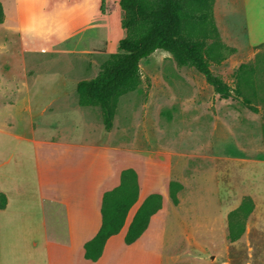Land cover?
Wrapping results in <instances>:
<instances>
[{"label": "rangeland", "instance_id": "obj_1", "mask_svg": "<svg viewBox=\"0 0 264 264\" xmlns=\"http://www.w3.org/2000/svg\"><path fill=\"white\" fill-rule=\"evenodd\" d=\"M0 4L5 13L0 24L2 127L14 125L9 110L23 99L27 88L46 89L41 94L42 103L57 95L61 103L78 104V83L95 78L108 58L118 52L119 42L126 35L121 0H0ZM247 6L250 14L264 19V0H247ZM248 64L256 66L259 62L253 59ZM140 66L144 84L120 98L111 132L101 130L100 109H92L93 135L121 149L129 164L139 167L145 189L163 170L185 186L176 217L192 219L190 239L183 237L182 260L167 253L164 264L178 260L220 264L226 244L221 225L205 237L199 216L224 218L245 193L264 189V162L245 165L248 158L264 160L262 79L255 77L259 87H253L258 90L253 104L260 109L255 114L239 98L218 99L203 75L195 69L179 70L164 50H157ZM236 68L232 69L228 61L212 66L232 87L236 85ZM15 115L22 121L12 131L23 133L25 114ZM65 118V113H58L49 115L48 121ZM9 135L0 133V138ZM11 145L0 139V147L7 150ZM3 156L2 166L9 167L8 156ZM227 158L240 162L232 164ZM249 178L253 181L247 182ZM225 252L231 264H264V232L253 227L246 238Z\"/></svg>", "mask_w": 264, "mask_h": 264}, {"label": "crops", "instance_id": "obj_2", "mask_svg": "<svg viewBox=\"0 0 264 264\" xmlns=\"http://www.w3.org/2000/svg\"><path fill=\"white\" fill-rule=\"evenodd\" d=\"M214 11L222 41L236 49L226 60L232 69L237 67L238 70L264 51L260 48L264 45V19L261 21L260 17L249 13L247 0H217ZM43 91L47 90L27 88L23 99L9 110L14 115V125L2 127L0 122V133L10 134L0 139L13 143L7 150L0 147V192L8 200L7 207L0 209V264H164L167 253L182 260L181 256L185 255L183 237L190 239L192 219L176 217V206L182 196L179 192L178 205L171 200L170 183L174 180L163 170L145 189L139 167L130 165L121 149L112 148L93 135L96 126L92 109L98 107H81L79 99L78 104L70 106L61 103L57 95L42 103ZM15 112L25 114L27 122L23 133L12 131L22 121ZM58 113H65L64 121H48L49 115ZM99 115L101 130L108 132L101 109ZM2 156H8L9 167L2 166ZM227 159L231 163L240 162L236 158ZM259 162H264L263 158H248L245 165ZM130 168L139 176V201L130 211L123 230L108 240L103 256L97 262L89 261L85 258L84 246L101 229L103 196L120 185L121 173ZM245 172L252 174L248 169ZM182 191L186 192L184 185ZM151 194L163 197V207L152 217L143 236L127 245L125 237L133 217ZM245 197L254 200L255 209L248 219L245 234L231 242L228 217ZM201 203L202 200L200 207ZM225 213L220 219L201 213L199 224L205 237L221 225L226 244L220 264H231L226 248L237 245L253 227L264 232L263 187L245 193L235 207ZM169 235L177 238L173 240L175 243L169 240ZM172 264L188 263L178 260Z\"/></svg>", "mask_w": 264, "mask_h": 264}, {"label": "trees", "instance_id": "obj_3", "mask_svg": "<svg viewBox=\"0 0 264 264\" xmlns=\"http://www.w3.org/2000/svg\"><path fill=\"white\" fill-rule=\"evenodd\" d=\"M217 0H121L124 11L123 27L126 35L119 42L118 52L111 55L99 74L78 83L77 94L81 107H98L102 111L105 129L114 128V120L121 97L138 90L143 84L141 62L157 50L168 52L177 68L195 69L205 77L209 86L220 99H237L254 112L260 113L253 104L259 87L255 77L264 84V51L256 61L259 64H242L235 73L236 85L232 87L212 70L236 53L221 39L215 20ZM4 9L0 4V24L4 22ZM264 49V45L260 46ZM150 88L151 80L146 79ZM253 90L252 93H246ZM148 96V90H147ZM183 185L170 183V198L178 205V193ZM139 176L135 169L121 173L120 185L103 196L102 226L98 234L84 246L85 258L97 262L104 253L108 240L125 227L128 215L138 203ZM8 200L0 192V209L7 207ZM163 207L160 194L149 195L135 213L128 228L125 243L132 245L149 228L152 217ZM255 209L251 197H245L241 205L229 214V240L238 241L245 234L250 215Z\"/></svg>", "mask_w": 264, "mask_h": 264}]
</instances>
